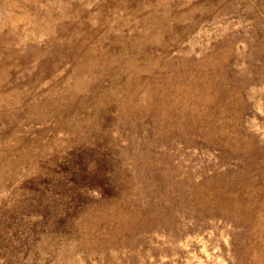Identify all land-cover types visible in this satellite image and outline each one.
<instances>
[{
  "label": "rangeland",
  "instance_id": "rangeland-1",
  "mask_svg": "<svg viewBox=\"0 0 264 264\" xmlns=\"http://www.w3.org/2000/svg\"><path fill=\"white\" fill-rule=\"evenodd\" d=\"M0 264H264V0H0Z\"/></svg>",
  "mask_w": 264,
  "mask_h": 264
}]
</instances>
